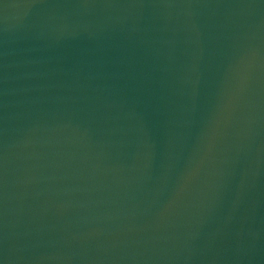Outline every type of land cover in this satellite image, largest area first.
Returning <instances> with one entry per match:
<instances>
[{"label":"water","instance_id":"water-1","mask_svg":"<svg viewBox=\"0 0 264 264\" xmlns=\"http://www.w3.org/2000/svg\"><path fill=\"white\" fill-rule=\"evenodd\" d=\"M0 264H264V0H0Z\"/></svg>","mask_w":264,"mask_h":264}]
</instances>
